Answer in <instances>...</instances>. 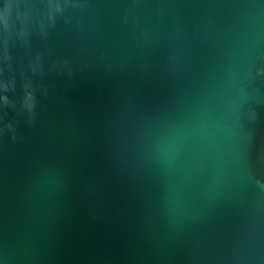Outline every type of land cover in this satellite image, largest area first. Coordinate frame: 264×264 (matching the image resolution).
<instances>
[{"label":"water","instance_id":"obj_1","mask_svg":"<svg viewBox=\"0 0 264 264\" xmlns=\"http://www.w3.org/2000/svg\"><path fill=\"white\" fill-rule=\"evenodd\" d=\"M0 264H264V0H0Z\"/></svg>","mask_w":264,"mask_h":264}]
</instances>
